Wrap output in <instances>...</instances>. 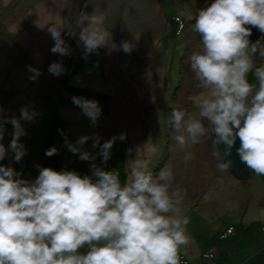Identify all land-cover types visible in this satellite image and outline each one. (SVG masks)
<instances>
[{"label":"rangeland","instance_id":"obj_1","mask_svg":"<svg viewBox=\"0 0 264 264\" xmlns=\"http://www.w3.org/2000/svg\"><path fill=\"white\" fill-rule=\"evenodd\" d=\"M210 3L211 0H0V115L18 117L17 105H7L24 91L25 102L22 100L20 106L28 105L36 113L32 121L22 122L26 135L20 139L27 149L22 160L11 163L6 156L0 164L13 167L22 178L31 180L38 175L36 165L90 175L89 165L95 163L106 170L115 169L121 183L127 178L129 160L135 157L147 160L153 175L161 167H170L173 184L185 190L180 208L181 215L188 217L186 232L206 245L199 252L183 251L191 264H215L221 259L220 264H264V175L240 181L227 170L214 171L210 157L212 131L207 121V130L197 142L181 147L173 139L171 109H183L192 118H199V101L208 94V90L197 86L186 61L192 52L201 50L200 36L192 24L197 11ZM94 11L102 17V27L117 46L122 40L134 45L130 52H109L102 47L88 54L87 59L82 58L77 21L81 12ZM177 17L185 24L181 33ZM51 23L61 27L70 49L68 55L50 51L54 41L47 28ZM262 35L252 27L249 39L255 41ZM54 61L64 67L59 76L47 71ZM253 61L258 66L264 63V57L254 56ZM29 65L40 70L36 79L29 78ZM249 80L254 82L251 72ZM73 96L99 102L102 113L95 126L72 103ZM7 125L11 129L8 144L12 126ZM121 133L125 138L114 141L111 157L103 164L99 156L95 161L80 160L65 143L88 135L83 149L95 153L99 149L91 146L94 135L103 143ZM0 142L5 143V136ZM53 146L57 151L46 156L45 150ZM189 152L191 158L186 161L184 156ZM245 220L252 222L247 228L250 235L252 231L258 233L253 239L259 248L253 251L256 256L248 250L245 235L230 243L217 241L218 234L227 231V223L241 232ZM211 247L222 252L221 259L214 263L215 251ZM206 248L212 250L203 253ZM248 252L250 257L246 259Z\"/></svg>","mask_w":264,"mask_h":264},{"label":"clouds","instance_id":"obj_2","mask_svg":"<svg viewBox=\"0 0 264 264\" xmlns=\"http://www.w3.org/2000/svg\"><path fill=\"white\" fill-rule=\"evenodd\" d=\"M78 42L82 58L106 47L108 51L130 52L127 40L119 45L103 27V19L94 12H81ZM264 34V0H211L200 8L192 29L200 36L201 50L187 58L188 71L208 94L199 101V118L183 109L170 111L173 139L183 147L195 143L211 127V163L218 172L232 164L228 157L239 139L236 153L240 161L257 175H264V63L254 66L253 57H264V35L250 41L252 27ZM54 41L50 51L60 56L70 49L56 23L47 28ZM36 79L40 70L28 66ZM47 71L54 76L64 72L54 61ZM252 73L254 82L249 80ZM95 126L102 107L95 99L73 96ZM3 110L0 109V112ZM19 116L0 115V141L5 125L11 124L10 141L0 142V160L9 156L20 162L27 149L20 137L26 135L24 121H32L35 111L21 106ZM204 121H207V126ZM100 143L92 137V153L83 149L89 139L81 135L75 142L65 140L68 150L84 161L101 164L111 157L116 139ZM223 144L220 151L218 145ZM153 146L152 151H155ZM57 149L45 150L51 156ZM191 158L186 153L184 159ZM38 168L34 179L22 178L21 172L0 164V264H179L178 249L188 243V217L181 215L185 190L173 184L170 167H161L155 175L145 159H130L127 178L91 163L90 175L75 170Z\"/></svg>","mask_w":264,"mask_h":264},{"label":"crops","instance_id":"obj_3","mask_svg":"<svg viewBox=\"0 0 264 264\" xmlns=\"http://www.w3.org/2000/svg\"><path fill=\"white\" fill-rule=\"evenodd\" d=\"M38 24H40V22L38 23ZM41 48H43V46L41 45ZM59 81V80H58ZM57 81V82H58ZM33 90H35V88L34 89H29V91H28V93H30L31 91H33ZM25 96H26V92L24 91L23 92V95L20 97H18L17 98V100H15V101H13V102H11L10 104H8L7 105V107L8 108H11L12 106H15V105H17V108H16V114H20V113H18V111L20 110V108H21V103H22V100L25 102ZM32 109V108H31ZM5 129H6V131H5V146L7 145V135L9 134V131L11 130L10 129V126L9 125H7V126H5ZM15 161H13V162H11V163H14ZM214 171H216V170H214ZM220 173V172H219ZM217 174V173H216ZM219 175H222V173L221 174H219ZM205 193L204 192H202L200 195L201 196H203ZM199 195V197L198 198H200L201 196ZM196 200V199H195ZM194 200V201H195ZM254 222V221H253ZM244 223H245V225H244V227H242V231L240 232V230L237 228V227H235L234 226V224H232V223H227L225 226V228H229V227H231V226H234V233L233 234H230V235H225V233H226V230L224 231V233H219L218 234V240L217 241H220V242H228L229 241V243L230 242H233V241H235L237 238H240L239 237V235L241 236V235H245V237H246V243H247V245H248V250L249 251H252V254L251 255H255V253H256V251L255 252H253L255 249L256 250H258L259 251V248L258 247H256V242L253 240V239H256V236L258 235V233L255 235L254 233H253V231H252V235H250V233H249V231L247 230V228H249L250 227V225H251V223H250V221L249 220H245L244 221ZM250 223V224H249ZM189 233V232H188ZM188 233L186 232V234H187V236H188V243L186 244V245H184V246H181L179 249H178V253H183V251H187L188 253H192V252H199L200 251V249H202V248H204L206 245L205 244H202L201 243V241H200V239H198V237L197 238H195L193 235H188ZM222 238V239H221ZM221 239V240H220ZM220 242H218V243H220ZM212 243V242H211ZM211 248H214L213 250L215 251V253H214V257L212 258L213 259V261H212V263H214L216 260H220L221 259V250H220V248H218V247H211ZM209 250H212V249H208V248H206V250H204L203 251V253L204 252H206V251H209ZM183 254H185V253H183ZM216 254L218 255V257H216ZM186 255V254H185ZM256 256V255H255ZM216 257V258H215ZM247 258L246 259H249V257H250V255H249V252H248V254H247V256H246ZM188 259V258H187ZM188 261H189V263L188 264H191V261L188 259ZM221 262H223V259H221ZM220 262V263H221ZM220 263H215V264H220ZM223 264V263H222Z\"/></svg>","mask_w":264,"mask_h":264},{"label":"water","instance_id":"obj_4","mask_svg":"<svg viewBox=\"0 0 264 264\" xmlns=\"http://www.w3.org/2000/svg\"><path fill=\"white\" fill-rule=\"evenodd\" d=\"M70 64H71V61H70V63H68L66 73L69 71ZM64 81H66V79ZM214 135L215 134L213 133L212 139L214 138ZM238 146H239V139H237L236 142L234 143L229 156L225 157V159H230L232 161V164L227 171H229L236 179H238L240 181H246V180L251 179L255 175V173L252 170H250L249 168H247L240 161L239 156L236 153V148ZM218 147H219L220 151L223 152L225 146L223 144H219Z\"/></svg>","mask_w":264,"mask_h":264},{"label":"bare ground","instance_id":"obj_5","mask_svg":"<svg viewBox=\"0 0 264 264\" xmlns=\"http://www.w3.org/2000/svg\"><path fill=\"white\" fill-rule=\"evenodd\" d=\"M180 18V17H179ZM232 231H234V228L233 227H230L229 229H227L226 231V234L225 235H228V233H232ZM180 254V255H179ZM178 254V257H179V264H188V260L187 258L185 257V255L183 253H179ZM205 257V255H203ZM213 257V255H212ZM206 258V257H205ZM208 258V257H207Z\"/></svg>","mask_w":264,"mask_h":264},{"label":"built area","instance_id":"obj_6","mask_svg":"<svg viewBox=\"0 0 264 264\" xmlns=\"http://www.w3.org/2000/svg\"><path fill=\"white\" fill-rule=\"evenodd\" d=\"M176 20L178 21V29H179V33H181L184 29H185V24L183 23V21L177 17ZM209 254H207V257H210L208 256ZM180 257V256H179Z\"/></svg>","mask_w":264,"mask_h":264}]
</instances>
